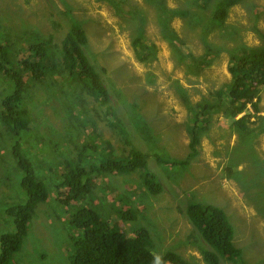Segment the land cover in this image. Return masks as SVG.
Segmentation results:
<instances>
[{"label":"rangeland","instance_id":"374dc122","mask_svg":"<svg viewBox=\"0 0 264 264\" xmlns=\"http://www.w3.org/2000/svg\"><path fill=\"white\" fill-rule=\"evenodd\" d=\"M220 1L0 0V44L21 50V45L53 35L57 46L48 56L56 64L55 75L38 82L24 78L20 107L27 129L15 134L0 122V236L13 232L6 211L26 202L13 152L16 144L49 193L37 205L11 264H69L72 240L81 234L70 224L71 215L82 207H92L127 235L146 230L157 257L175 253L190 264H204L199 248L205 244L185 215L191 204L215 206L232 225L233 246L240 254L219 264H264V202L259 194L264 193V88L259 112L249 108L235 120L225 114L227 101H222L201 133L196 154L189 157V109L202 102L220 103L215 92L230 83L233 49L264 48V0H238L224 25L216 27L211 16ZM162 4L180 14L160 19ZM71 21L86 32L85 51L103 72L108 106L88 96L79 81H70L63 65L60 43ZM233 30L237 38H227ZM140 34L154 47V57L147 61H140L134 51L133 41ZM206 53L213 58L210 67L200 75L188 71L190 60L184 55L200 59ZM14 89L0 74V103ZM243 115L249 117L237 124ZM92 143H97L96 154L106 147V157L116 161L132 150L149 155L146 169L94 178L91 193L65 207L56 200L64 171L58 168L77 164L79 149ZM174 161L186 164H169ZM147 173L161 185L157 196L147 191ZM127 209L136 218L122 223L117 212Z\"/></svg>","mask_w":264,"mask_h":264},{"label":"trees","instance_id":"16d2710c","mask_svg":"<svg viewBox=\"0 0 264 264\" xmlns=\"http://www.w3.org/2000/svg\"><path fill=\"white\" fill-rule=\"evenodd\" d=\"M237 3L238 0L218 2L211 16V21L216 27L224 25L229 10ZM159 11L162 20L173 14H180L178 11L166 9L163 4ZM237 36V31L233 30L227 38H237ZM86 44L85 30L80 23L71 21L60 43L63 65L66 70V66L69 69L70 81L71 79L79 81L88 96L108 106L110 95L103 84L104 79L101 76L103 72H98L90 63L85 51ZM133 45L140 61L154 57V47L148 44L141 34L133 41ZM21 46V50L18 48L11 51L8 44H0V74L12 81L15 87L14 93L0 103V122L4 128L10 129L15 134L27 129V124L23 121L25 111L20 107L21 94L25 89L24 78L38 82L43 81L48 75L56 74V64L48 60V56L57 49L53 35ZM139 46L142 49L139 50ZM184 59L190 60V63H186V67L195 75H200L213 61L212 57H208V53L200 59H195L191 55H184ZM228 72L231 74L230 83L225 90L219 89L215 92L220 103L212 105L202 102L196 105L195 109H189L193 118L189 130L191 135L189 157L196 154L201 133L207 129L211 115L219 111L222 101H227L224 112L233 120L249 108L254 113L259 112V93L264 88V48L242 45L233 49L228 62ZM183 100L185 104L189 103L187 97L183 96ZM112 116L110 114L109 117ZM247 117L249 115H243L235 122L240 125ZM98 143L104 144L100 141ZM96 144L83 145L77 153L78 163L74 166L73 163H68L62 170L58 168V171L66 172L63 171L62 182L57 186L56 200L65 207L84 200L91 193L94 178L111 173L131 174L146 169L149 155L132 150L128 157L116 161L106 157L108 153L106 147L96 154ZM13 152L18 160V167L22 170L21 187L26 194V202L6 211L13 220V232L0 236V264H11L13 254L19 251L28 233V226L37 205L46 202L49 198L45 185L34 176L30 162L21 156L18 144L13 147ZM155 159L160 165L165 163L159 158ZM169 164L178 166L185 165L186 162L174 161ZM144 184L149 194L157 196L161 193V185L150 173L145 175ZM248 191L245 190L247 194ZM259 194L263 197V203L264 193ZM254 205L257 203L255 202ZM132 212L130 209L117 212L118 219L122 223L133 221L136 216ZM185 215L205 244L204 248H199L204 264H219L220 259L233 260L239 256L240 251L232 242L234 234L232 225L221 210L212 205L191 204L186 207ZM70 224L81 234L72 240L74 252L69 264H190L175 253L155 256L149 248V234L146 230L134 231L132 235H127L115 223L109 225L104 222L92 207L77 209L71 215Z\"/></svg>","mask_w":264,"mask_h":264}]
</instances>
